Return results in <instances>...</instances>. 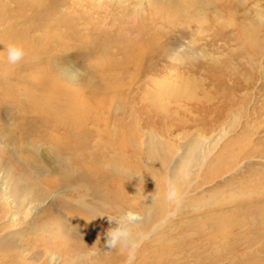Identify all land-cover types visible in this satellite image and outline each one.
I'll list each match as a JSON object with an SVG mask.
<instances>
[{"label":"rangeland","instance_id":"rangeland-1","mask_svg":"<svg viewBox=\"0 0 264 264\" xmlns=\"http://www.w3.org/2000/svg\"><path fill=\"white\" fill-rule=\"evenodd\" d=\"M0 158L35 185L0 190V264H125L121 209L146 216L134 264H264V0H0Z\"/></svg>","mask_w":264,"mask_h":264},{"label":"bare ground","instance_id":"bare-ground-1","mask_svg":"<svg viewBox=\"0 0 264 264\" xmlns=\"http://www.w3.org/2000/svg\"><path fill=\"white\" fill-rule=\"evenodd\" d=\"M65 74L71 80L75 79V77H76L75 71H73L69 68L65 69ZM209 140L210 139L207 138L205 140L202 139V140H197V141H195V140L189 141L188 143H186V144L184 143V145L180 146V151L176 154V156L173 157L174 160L171 161L167 166L168 174L170 176V181H171V184L174 188V191L175 190L178 191V189L182 185H184L188 182L189 175L195 171V166L197 164L203 165L206 163V158H205L206 156L204 155L205 143L208 142ZM211 163H212V161H211ZM67 166L68 165L66 164V162L63 159L59 160L58 169L63 170L64 168H67ZM32 168L35 169L34 172H36V174L40 177L42 175H44V173L47 170L46 166L44 167V165H42V166L39 165L37 167L32 166ZM67 171L70 172L71 170L67 168ZM75 172H76V170H74L73 174H71V175H75ZM70 173H72V172H70ZM79 173H81L80 169L78 170V172L76 174H79ZM83 183H80V184H83ZM33 184L34 183H32V182H26L22 176H20L18 173H16L14 171V168H13L11 162L5 161L2 158H0V190L5 191L4 193H5L6 199L10 200V202H16L15 197L14 198L12 197L13 191L15 190L16 192L20 193V191L22 189L23 190L25 189V190H28L30 192V190H32L35 187V185H33ZM139 189H141V188H139ZM19 193H18V195H20ZM23 193H25V192H23ZM97 196H98V198L101 199L102 208L105 209V208L111 206V205H109V203L106 202V200H105L106 198L104 197V195L97 194ZM17 199H18V201H21V200H23V196H21V197L17 196L16 200ZM118 209H119V207H118ZM121 210H118V211H120L119 213H121ZM114 211H115V209H114ZM136 214H138L140 217L138 224H140L141 222H143L146 219V216L143 217L141 214H139V211H138V213L136 212ZM103 218L105 221H109L107 216L104 215ZM109 225L111 227L116 226L115 222H112L111 224L109 222ZM7 241H8L7 238H3V240L0 241V245L8 244Z\"/></svg>","mask_w":264,"mask_h":264},{"label":"clouds","instance_id":"clouds-1","mask_svg":"<svg viewBox=\"0 0 264 264\" xmlns=\"http://www.w3.org/2000/svg\"><path fill=\"white\" fill-rule=\"evenodd\" d=\"M7 61L12 65L21 63L26 51L22 46L16 44H9L6 48ZM134 175H130L132 177ZM139 176V175H135ZM172 191H169V198H172ZM155 198V197H154ZM110 224L115 222V227H109L105 232L104 248L106 249H123L127 254L125 264H134L137 254L142 247L147 237L136 231L140 217L138 214L131 211H123L119 216L113 218L107 216Z\"/></svg>","mask_w":264,"mask_h":264}]
</instances>
